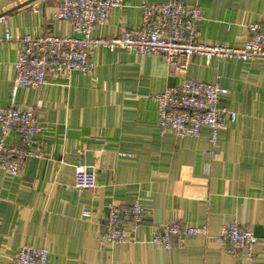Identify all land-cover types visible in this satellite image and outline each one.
I'll return each mask as SVG.
<instances>
[{
	"label": "crops",
	"instance_id": "obj_1",
	"mask_svg": "<svg viewBox=\"0 0 264 264\" xmlns=\"http://www.w3.org/2000/svg\"><path fill=\"white\" fill-rule=\"evenodd\" d=\"M61 1L0 0V107L34 110L43 152L27 157L16 176L0 170V264H13L24 245L46 248L50 264H264V62L195 56L183 74L161 55L99 47L93 72L50 76L12 97L18 44L3 40L4 27L17 38L72 35L55 17ZM163 1L125 0L92 35L139 27L138 5ZM183 1L203 11L197 38L204 44L240 47L250 22L264 24V0ZM183 77L228 90L219 107L235 111L236 120L213 145L207 126L194 138L159 131L153 95ZM17 140L15 132L7 138ZM78 165L94 171V188H73ZM133 198L145 210L135 241L102 244L106 206ZM233 220L258 238L248 259L218 239ZM171 221L205 225L208 237L189 236L170 249L150 243L154 228Z\"/></svg>",
	"mask_w": 264,
	"mask_h": 264
},
{
	"label": "built area",
	"instance_id": "obj_2",
	"mask_svg": "<svg viewBox=\"0 0 264 264\" xmlns=\"http://www.w3.org/2000/svg\"><path fill=\"white\" fill-rule=\"evenodd\" d=\"M126 5L125 0H62L55 17L68 22L72 35L45 34L14 37L7 26L3 40H15L18 44L13 62L14 88H38L48 83L50 76H69L73 72L89 74L96 63L92 52L103 47H116L134 51L140 55H161L175 70L186 74L188 64L195 56L206 62L229 58L242 63L252 60L264 62V24L250 22L248 38L240 47L222 43L204 44L198 41L197 22L203 11L197 4L183 0L142 2L138 5L142 24L124 30L118 36L96 37L92 32L96 25L105 24L115 8ZM227 88L208 81L183 77L175 86L156 92L157 124L160 132L172 130L181 138L198 137L203 126L209 128V141L213 145L221 130L236 120V112L219 107ZM226 114H229L226 117ZM41 123L31 108L14 105L0 107V170L16 176L30 156H41L38 137ZM11 132L18 136L16 143L7 141ZM208 167L205 168L207 170ZM96 186L93 170L84 165L75 167L73 188L80 192ZM264 200V198H263ZM145 210L138 198L129 204L106 206L102 244L134 242ZM201 234L208 237L207 226L171 221L156 226L150 243L170 249L181 244L186 237ZM218 239L224 240L228 251L252 256L257 236L233 220L226 222ZM13 264H50L49 251L43 247L21 246L13 254Z\"/></svg>",
	"mask_w": 264,
	"mask_h": 264
}]
</instances>
